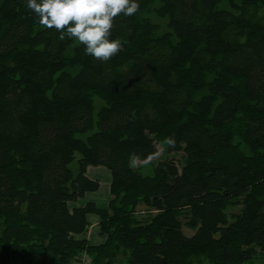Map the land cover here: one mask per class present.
<instances>
[{
	"label": "trees",
	"instance_id": "obj_1",
	"mask_svg": "<svg viewBox=\"0 0 264 264\" xmlns=\"http://www.w3.org/2000/svg\"><path fill=\"white\" fill-rule=\"evenodd\" d=\"M138 2L112 30L122 51L100 62L25 0H0V264H70L84 250L92 264H243L264 252V0ZM89 165L111 170L108 208L68 204L98 189ZM89 212L107 236L98 245L75 237Z\"/></svg>",
	"mask_w": 264,
	"mask_h": 264
},
{
	"label": "clouds",
	"instance_id": "obj_2",
	"mask_svg": "<svg viewBox=\"0 0 264 264\" xmlns=\"http://www.w3.org/2000/svg\"><path fill=\"white\" fill-rule=\"evenodd\" d=\"M26 7L45 29H55L59 40L72 39L83 45L86 55L108 62L122 51L119 39H112V30L120 16L131 17L140 10L138 0H25ZM163 145L174 148V137H165ZM163 149L157 147L144 158L132 154L130 166H147L157 160Z\"/></svg>",
	"mask_w": 264,
	"mask_h": 264
},
{
	"label": "crops",
	"instance_id": "obj_3",
	"mask_svg": "<svg viewBox=\"0 0 264 264\" xmlns=\"http://www.w3.org/2000/svg\"><path fill=\"white\" fill-rule=\"evenodd\" d=\"M92 179H97L100 183L95 191H88L76 200L69 201L70 208L82 207L89 202H94L100 208H108L111 195L112 173L104 165H89L86 171ZM88 225L84 232L76 234V238L87 239L91 245H98L106 240V235L102 233L100 226V216L95 212L87 214Z\"/></svg>",
	"mask_w": 264,
	"mask_h": 264
},
{
	"label": "rangeland",
	"instance_id": "obj_4",
	"mask_svg": "<svg viewBox=\"0 0 264 264\" xmlns=\"http://www.w3.org/2000/svg\"><path fill=\"white\" fill-rule=\"evenodd\" d=\"M157 20H158V22L161 23L162 28H165L166 27L167 22L165 21L164 18H158ZM162 154H163V151L161 153V156H162ZM172 155H174V154H172ZM78 156H79V154H77L76 157L78 158ZM180 156H181V153H176L175 154V158H180ZM71 166H73V168H75V169L77 168V162H76V160H74L72 162ZM240 208H241V205H234V204L229 205L228 208H227V213L231 215L233 213L238 212L240 210ZM184 231L188 235H191L194 232V230L190 229L187 226H184ZM243 264H264V252H262L261 250H258L257 254L252 259L244 262Z\"/></svg>",
	"mask_w": 264,
	"mask_h": 264
},
{
	"label": "built area",
	"instance_id": "obj_5",
	"mask_svg": "<svg viewBox=\"0 0 264 264\" xmlns=\"http://www.w3.org/2000/svg\"><path fill=\"white\" fill-rule=\"evenodd\" d=\"M93 258L92 255L87 251H81L79 254L74 257L70 264H92Z\"/></svg>",
	"mask_w": 264,
	"mask_h": 264
}]
</instances>
